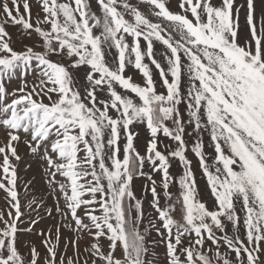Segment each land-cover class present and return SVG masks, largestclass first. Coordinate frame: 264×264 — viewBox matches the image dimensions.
<instances>
[{
    "label": "snow or ice",
    "instance_id": "6c2138e0",
    "mask_svg": "<svg viewBox=\"0 0 264 264\" xmlns=\"http://www.w3.org/2000/svg\"><path fill=\"white\" fill-rule=\"evenodd\" d=\"M0 13V264H264V0Z\"/></svg>",
    "mask_w": 264,
    "mask_h": 264
},
{
    "label": "rangeland",
    "instance_id": "374dc122",
    "mask_svg": "<svg viewBox=\"0 0 264 264\" xmlns=\"http://www.w3.org/2000/svg\"><path fill=\"white\" fill-rule=\"evenodd\" d=\"M31 2V0H30ZM23 11V9H22ZM38 11L37 8H33V17L35 18L36 12ZM0 15H2V13H0ZM9 31L12 33L13 35V39L15 40H21L24 39V37L21 36V33L19 32L17 27H10ZM33 41L32 40H25V43L31 44ZM129 73L134 75V77H138V73L135 72V70L133 69H129ZM15 86V85H13ZM140 144L143 145L144 144V140L143 138H141L140 140ZM20 153L22 156V162L19 164L18 166V174L20 177V181L18 182V185L22 187L23 183L25 180H33V188L35 190V192L37 193V195H40L42 193H47L48 192V188H47V172H46V162L44 160H42L41 158L37 157V156H33L29 153H27V150L21 146L20 148ZM191 156V153H190ZM30 166V167H29ZM174 172H178L179 168H174L173 169ZM200 173L197 172V176L199 177ZM137 186L139 187L142 183V181H137ZM201 188H203L204 185V181L203 179H201L199 181ZM173 191H175V189H173ZM205 197H207V192H204ZM3 193H0V208L4 207V200H3ZM45 199L48 201V205L51 206V202L54 199V197L52 196H45ZM45 223L50 224L52 223V221L50 220H45ZM44 225L42 224L41 227H43ZM30 237H26V239H28ZM81 247H83V245H81ZM71 254V249H69V255Z\"/></svg>",
    "mask_w": 264,
    "mask_h": 264
}]
</instances>
